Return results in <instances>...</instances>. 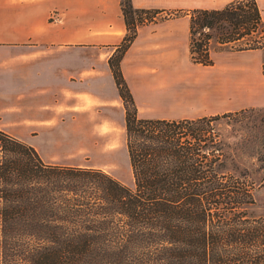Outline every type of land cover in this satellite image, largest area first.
<instances>
[{"label":"trees","instance_id":"obj_1","mask_svg":"<svg viewBox=\"0 0 264 264\" xmlns=\"http://www.w3.org/2000/svg\"><path fill=\"white\" fill-rule=\"evenodd\" d=\"M121 11L127 32L108 64L132 185L101 169L45 163L0 130V264H264V110L138 117L120 62L146 11L130 0ZM213 39L262 51L264 75L256 0L193 10L192 63L213 66Z\"/></svg>","mask_w":264,"mask_h":264},{"label":"crops","instance_id":"obj_2","mask_svg":"<svg viewBox=\"0 0 264 264\" xmlns=\"http://www.w3.org/2000/svg\"><path fill=\"white\" fill-rule=\"evenodd\" d=\"M121 1L0 0V130L32 146L45 163L59 164L55 161L56 155H49L46 149L53 147L55 140L64 142V135L71 132L74 110L97 112L108 120L115 117L118 124H124L122 99L108 64L118 48L116 45L127 32ZM130 2L134 9L145 11L196 8V0ZM261 15L263 18L264 10ZM186 34L189 39V21L184 18L138 26L136 36L120 62L128 88L133 84L150 92L176 79L196 85L190 70L198 64L192 65L188 59L179 61L177 57L179 37L184 38ZM92 39L111 42L113 46L108 56L100 54L96 62L87 58L74 62V44L87 50ZM224 54H230L228 57L236 60H243L246 54H256L257 71L262 70L259 50L217 56ZM102 58L104 61L99 62ZM255 80L249 81L247 77L245 81L242 78L234 81L224 77L213 85L221 83L228 87L248 83L259 86L262 83L259 75H255ZM131 89L130 86L140 118L194 119L229 110L222 107L196 112L193 108L184 113L147 116L142 114L146 104L142 102L141 105ZM183 92L184 96H189L187 88ZM41 141H44L43 146Z\"/></svg>","mask_w":264,"mask_h":264},{"label":"rangeland","instance_id":"obj_3","mask_svg":"<svg viewBox=\"0 0 264 264\" xmlns=\"http://www.w3.org/2000/svg\"><path fill=\"white\" fill-rule=\"evenodd\" d=\"M232 1L234 0H196V8L147 10L145 13L136 15L135 18L139 21V26L166 19L184 18L189 21V16L193 10L221 9ZM256 2L260 11L264 10V0H256ZM262 22L264 28V15ZM121 42L116 46L119 47ZM110 43L107 42V39H92L87 50L79 44H74V62H79L84 58H87L90 62H96L97 56L100 54L107 57L113 46ZM188 43V34L184 38L179 37V47L177 49L179 56L177 57L179 61L188 59L193 65L194 63L189 60ZM243 43H245L244 40L236 43V45L239 46ZM208 48L213 66L198 65L190 70L191 78H196V85H194L195 83L184 84L182 80L178 81L176 79L175 82L168 83L162 88L144 92L143 88L131 84V91L134 92L137 101L141 105L146 104L142 114L159 116L176 111L189 112V109L193 108H196V112H199L222 107H227L229 110L217 111L208 116L241 109L257 108L264 110V75L262 70L257 71L258 55L246 54L243 60L228 57L230 54L217 56L221 53L236 51L230 49L229 46H220L214 39L210 42ZM103 59H100L99 62L104 61ZM214 59H216V63H214ZM255 75H259L262 81L259 86L248 83L247 86H239L235 82L234 85L228 87L221 85V83H219V86L213 85L216 80H221L224 77L234 81L238 78L245 81L249 77V81H256ZM186 88L189 91V96H184L183 91ZM72 113L74 120L70 125L71 132L64 135V142L59 141L60 139L55 140V145L53 147H51L52 145L49 146L46 152L49 155L55 154V161L59 165L101 169L123 184L131 186L132 176L125 148L124 124H118L115 117L108 120L97 112L89 111L85 113L74 110ZM43 143L44 141H41L42 146ZM45 147L47 148L48 144ZM260 197L264 198V190L261 192Z\"/></svg>","mask_w":264,"mask_h":264}]
</instances>
